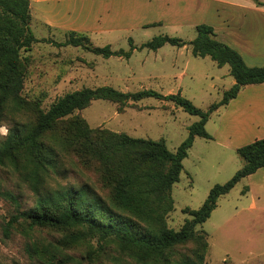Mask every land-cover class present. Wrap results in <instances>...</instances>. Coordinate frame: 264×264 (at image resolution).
Returning <instances> with one entry per match:
<instances>
[{
	"label": "trees",
	"instance_id": "1",
	"mask_svg": "<svg viewBox=\"0 0 264 264\" xmlns=\"http://www.w3.org/2000/svg\"><path fill=\"white\" fill-rule=\"evenodd\" d=\"M31 20L29 0H0V122L9 117L13 124L0 143V167L7 168L33 197V205L22 209L17 195L0 192L16 208V213L2 226L3 237L9 238L11 229L23 223L28 230H64L62 244L69 247L87 237L113 242L119 253L113 259L117 264H204L207 234L197 231V227L210 217L220 197L243 178L264 169V138L236 149L241 168L224 184L214 185L199 209H183L190 218L177 231L166 224L173 211L172 187L179 181L182 161L195 138L212 140L205 130L210 115L234 100L245 86L264 84V66L248 67L237 51L216 40L212 27L199 24L195 26V38L189 42L161 35L138 49L157 51L166 44L176 48L190 46L192 56L208 57L219 68L228 66L234 84L207 110L195 107L180 93H123L108 86L66 93L45 110L40 100H28L21 95L25 76V58L21 53L39 42L31 30ZM66 35L63 43H50L81 48L104 59H128L136 49L131 38L128 51H113L110 46H92L82 33ZM149 98L171 102L188 115L198 117L174 152L167 149L163 140L136 139L102 128L92 129L73 116L95 100L112 102L121 112L129 102ZM71 158L82 165L94 163L99 167L106 197L88 184L74 188L61 183L62 161L78 163ZM187 244H193L189 253H176ZM25 252L39 264H56L54 252L47 247L29 245ZM67 261L76 259L67 256L62 263Z\"/></svg>",
	"mask_w": 264,
	"mask_h": 264
},
{
	"label": "rangeland",
	"instance_id": "2",
	"mask_svg": "<svg viewBox=\"0 0 264 264\" xmlns=\"http://www.w3.org/2000/svg\"><path fill=\"white\" fill-rule=\"evenodd\" d=\"M224 1L264 8V0ZM224 10L209 5L207 18L221 20L227 14ZM235 23L239 22H233L231 26ZM30 27L39 42L21 53L25 58L21 95L28 100H40L41 108L45 110L66 93L108 86L123 93L142 90H152L164 96L180 93L195 107L205 111L234 83L228 66L219 68L208 57L192 56L190 46L176 48L166 44L157 51L138 49L161 35L189 42L196 36L195 28L128 25L110 32L82 33L92 46H110L113 51H128L129 38L132 39L136 49L128 59H104L81 48L54 44L63 43L68 32L53 31L32 23ZM251 29L250 21V33ZM258 31L250 34L249 67L264 66V21L263 29ZM258 87L242 88L228 110L220 108L219 112L210 115L205 130L212 140L195 138L182 161L179 181L172 187L173 211L166 219L168 228L179 230L184 220L190 218L182 210L199 209L214 185L224 184L241 168L237 148L264 138V87ZM73 116L82 119L92 129L102 128L136 139L163 140L172 152L187 137L188 127L198 121V117L188 115L173 103L152 98L129 102L121 112L112 102L95 100ZM12 125L9 117L0 122V143ZM78 163L62 161L61 183L74 188L88 184L106 197L107 188L99 167L94 163ZM5 191L19 197L22 209L33 205L27 187L20 184L7 168L0 167V192ZM15 213V206L0 196V264H39L36 258L25 252L29 245L47 247L54 252L56 264H117L113 261L119 256L116 245L99 241L97 237H87L78 245L69 247L62 244L64 230L40 227L28 230L22 223L15 225L9 238L5 239L2 226ZM197 231L207 234L204 264H264V169L243 178L228 194L220 197L216 209L197 227ZM192 248L193 244H187L179 247L176 253L187 254ZM67 256L76 261L62 263Z\"/></svg>",
	"mask_w": 264,
	"mask_h": 264
},
{
	"label": "crops",
	"instance_id": "3",
	"mask_svg": "<svg viewBox=\"0 0 264 264\" xmlns=\"http://www.w3.org/2000/svg\"><path fill=\"white\" fill-rule=\"evenodd\" d=\"M209 5H217L227 14L221 20L208 19ZM29 6L32 24L65 33L110 32L128 25L195 28L205 24L212 27L216 40L237 51L248 67L250 34L263 29L264 21L263 7L224 0H29ZM233 22L239 23L231 26ZM236 99L221 108L228 110Z\"/></svg>",
	"mask_w": 264,
	"mask_h": 264
}]
</instances>
